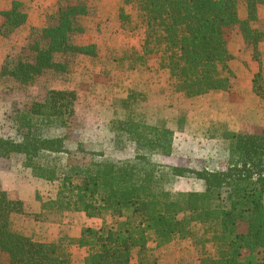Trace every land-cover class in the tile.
<instances>
[{
	"label": "trees",
	"instance_id": "trees-1",
	"mask_svg": "<svg viewBox=\"0 0 264 264\" xmlns=\"http://www.w3.org/2000/svg\"><path fill=\"white\" fill-rule=\"evenodd\" d=\"M262 3L122 0L116 20L125 35L138 38L139 48L110 52L109 63L121 70L147 69L146 56L156 54L158 67L169 73L170 93L185 98L228 94L235 74L227 44L238 32L243 49L260 59L264 21L257 8ZM29 10L27 0H12L0 11V37L18 32L26 40L20 54L5 56L0 66L6 87L27 90L42 79L69 75L80 56L100 63L94 43L77 41L88 32L84 21L93 13L88 0H56L42 10L44 22L38 26H28ZM263 78L259 70L252 82L253 92L264 100ZM129 93L125 109L134 101ZM76 101L73 90L49 88L41 100L15 109L11 134L0 136V159L19 160L31 176L57 184L55 199L44 201L39 213L0 185V256L7 264H71L68 246L86 249L83 264H160L156 251L177 241H189L197 254L189 264H264V128L223 131L227 168L195 171L154 162L155 152L171 155L173 128L131 116L111 121L110 130L113 149H130L133 157L101 161L103 153L72 138ZM176 125L180 128L179 120ZM187 176L202 181L203 190L174 191L175 179ZM74 212L102 224L83 228L79 238L51 243L34 241L20 229L22 220L59 223Z\"/></svg>",
	"mask_w": 264,
	"mask_h": 264
},
{
	"label": "rangeland",
	"instance_id": "rangeland-1",
	"mask_svg": "<svg viewBox=\"0 0 264 264\" xmlns=\"http://www.w3.org/2000/svg\"><path fill=\"white\" fill-rule=\"evenodd\" d=\"M11 1L0 0V11L10 7ZM50 1L53 0H30L36 11ZM91 2L96 3L99 11L97 16L103 17V23L100 21L97 25L93 24L92 33L79 36L78 42L93 43L96 41L100 53L104 52L105 44L108 43L118 49L123 48V45H137L136 40L134 43L126 40L122 33L119 32V34L117 31L112 32L114 35L110 39L105 29L107 25L111 27L110 24L113 22L110 19L113 10L111 2L109 0H91ZM1 21L0 18V23ZM112 28L114 29L113 25ZM236 35H240V33L232 34V36ZM25 43V36L18 32L8 38L0 37V66L5 56L17 57ZM243 47H245L244 44ZM244 52L248 51L244 48ZM250 53L252 59L261 65L264 58L260 57L261 53L260 59H255L252 52ZM238 66L235 59L232 64L231 61L229 62V68L235 74L233 86L241 88L243 81L241 80L242 75L238 77L240 73L237 69ZM111 67L112 70H117L114 64ZM154 79H161L160 82L158 81L161 84L156 83ZM134 82H138L140 85L131 84ZM170 86V77L166 78L163 72L151 69L147 71L139 69L123 75L114 74L108 78L99 68L91 64L89 59L82 56L77 58L71 74L42 79L40 83L27 90L15 85L12 88L6 87L0 79V136L6 137L11 134L10 118L15 109L21 108L30 99L41 100L49 88L75 91L77 101L75 118L72 120L70 128L72 138L83 142L88 150L103 153V156L99 157L101 161H117L133 157L134 153L130 149H113L114 135L110 130L111 121L124 120L131 116L138 120L142 119L152 126L167 127L171 130L173 128L171 155L163 156L155 152L152 155L154 162L195 171L203 169L220 171L227 168L228 154L222 150L220 137L223 131L230 129L235 132L258 133L264 128V112L262 118L256 116L258 114L244 116L241 113L240 116L234 117V120L230 121H208L206 112L202 110L205 106L204 102L183 100L185 97L170 93ZM129 90H132L134 101L130 103L129 109H125L123 102L130 94ZM251 105L257 107L253 103ZM178 120L181 124L180 128H177L176 125ZM0 185L3 190L28 205L34 204V202L41 205L48 199H55L57 192L56 183L31 176L28 171L21 168L19 160L0 159ZM203 188V182L191 176L177 178L173 184V190L176 192H201ZM28 205L26 206L32 212L33 209ZM62 219H68V215L65 214ZM49 228L51 227L44 222H24V232L32 235L35 240L43 241L45 238L42 235L49 233ZM61 234L66 237L64 232ZM71 248L68 246V249ZM156 253L160 257V264H189L197 257L189 241H177ZM0 264H7L3 256H0Z\"/></svg>",
	"mask_w": 264,
	"mask_h": 264
},
{
	"label": "crops",
	"instance_id": "crops-1",
	"mask_svg": "<svg viewBox=\"0 0 264 264\" xmlns=\"http://www.w3.org/2000/svg\"><path fill=\"white\" fill-rule=\"evenodd\" d=\"M27 1L30 5V10H29L28 17H27L28 26L41 25L44 22V17L41 15L42 10L55 3L54 0L50 1L47 3V5L39 8L40 10L36 11V8L32 5L30 0H27ZM109 1L112 4L111 7H113V10L111 11V15H110V19L113 22H111V24H110L111 27H109L108 25L106 26L105 31L108 32L107 36L111 39V37H113V35H114V34H112V32L114 33L115 31H117L118 33L119 32L122 33V35L126 38V40H129L133 43H134V40H136L137 45H135V46H132V45L124 46L123 45L122 46L123 48L118 49L117 47H114V45H111L108 43V44H105L106 46H105L104 52L100 53L99 49H98L97 42L96 41L93 42L97 46L98 54L100 56V59H99L100 63L93 64L89 57H87V56H82V57H86L87 59H89L91 64H93L94 66L99 68V70H101V72L103 74H105L108 78L110 76H113L114 74L123 75V74L130 73V71H131V70L128 71L126 69L121 70V68L117 67L116 64H114L115 62L110 64L109 63L110 52L119 53L121 50L131 48V47L139 48L138 38L125 35L121 31V29L119 28L118 21L116 20L117 11L121 6L122 0H109ZM88 3H89V6H91L93 8V13L91 16L85 18L84 25L88 31L86 34L92 33V25L93 24L97 25L103 19V17H100L99 15L97 16L99 11H98V8L96 7L97 5H95L96 3L93 4L91 2V0H88ZM9 8L10 7H8L7 9H9ZM257 14H258L259 19L264 21V0H263V3L258 6ZM100 23H103V21ZM90 24H91V26H90ZM112 25L114 26V29L112 28ZM97 34H99V33H97ZM116 35H118V34H116ZM80 43H82V42H80ZM227 50L231 54V56L233 57V59L231 60V64H232V62H234V59H235V62L237 60V62L239 64V66L237 67L238 71L240 72L238 77H240L242 75L241 76V80L243 81L242 87L239 88V86L234 85L231 92L228 94H222V93L205 94V95H201V96L194 97V98H184L183 100L190 101V102L195 101V100H200L201 102H204L203 105H205V106L203 107L202 110H204L206 112L207 120L212 121V122H224L226 120L230 121L231 119L234 120V117L240 116L241 113L244 116H246V115L249 116L251 114H253V115L258 114L256 116L262 118L263 112H264V100L262 98H260L259 96H257L253 92L252 80H253L254 75L257 72H259V70H261L263 77H264V58H263V62L260 65V67H261V69H260L259 63L255 62L252 59L251 53L249 51L244 52L243 39L241 38L240 35L231 36V38L227 44ZM258 51L261 53L260 57H264V40L259 43ZM146 60H147V65L149 66V68H147V70H150V69L153 71L158 70L160 72H163V74L166 78L170 77L167 70L160 69L158 67V63H159V56L158 55H156V54L148 55V56H146ZM113 64L117 67V70H112L111 65H113ZM147 70L145 69V71H147ZM133 71H136V70H132L131 72H133ZM154 80H156V83H158V81L159 82L161 81V79H154ZM131 84L140 85L138 82H134ZM158 84H161V83H158ZM239 84H240V78H239ZM133 90H135V89H133ZM129 91H131V90H129ZM245 94H246V96L244 97ZM248 97H249V99H246ZM251 103L257 105V107L254 105H251ZM25 205H28V203H25ZM28 206L33 209V211H32L33 213H39L40 212L41 205H38L36 202H34V204L31 203ZM66 214L68 215V219L70 218L69 222H68V219H66V220L62 219V221H60L59 223H46V225H48L51 228H49L50 229L49 233H47V234L43 233L42 236L45 238V239H43V241L35 240V238H33L32 235H29L26 232H24V222H27V220L21 221L20 229L25 236L31 238L34 241L51 243V242H57L60 238L65 237L61 234V232H64L66 237H68L70 239L79 238L83 228L91 227V228L98 229L102 224V221L100 219L88 218L83 213H75L74 212V213H66ZM28 222L31 223V221H28ZM53 232H55V233H53ZM51 233H53V234L51 235ZM71 247L72 248L69 249V252L71 253V264H83V259L86 256V249L85 248H79L77 246H71Z\"/></svg>",
	"mask_w": 264,
	"mask_h": 264
}]
</instances>
